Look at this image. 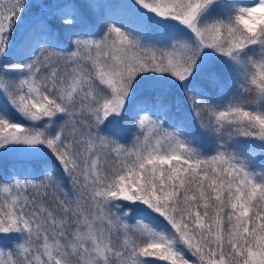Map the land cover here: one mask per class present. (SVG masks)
<instances>
[{"label":"snow or ice","instance_id":"1","mask_svg":"<svg viewBox=\"0 0 264 264\" xmlns=\"http://www.w3.org/2000/svg\"><path fill=\"white\" fill-rule=\"evenodd\" d=\"M0 264H264V0L0 2Z\"/></svg>","mask_w":264,"mask_h":264},{"label":"rangeland","instance_id":"2","mask_svg":"<svg viewBox=\"0 0 264 264\" xmlns=\"http://www.w3.org/2000/svg\"><path fill=\"white\" fill-rule=\"evenodd\" d=\"M0 2H4V3H6V2H7V0H0Z\"/></svg>","mask_w":264,"mask_h":264}]
</instances>
